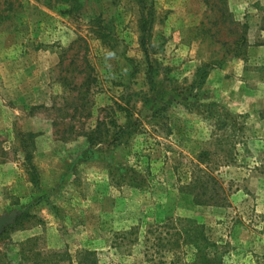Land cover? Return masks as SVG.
<instances>
[{
	"label": "rangeland",
	"instance_id": "obj_1",
	"mask_svg": "<svg viewBox=\"0 0 264 264\" xmlns=\"http://www.w3.org/2000/svg\"><path fill=\"white\" fill-rule=\"evenodd\" d=\"M1 218L0 264H264V0H0Z\"/></svg>",
	"mask_w": 264,
	"mask_h": 264
},
{
	"label": "trees",
	"instance_id": "obj_2",
	"mask_svg": "<svg viewBox=\"0 0 264 264\" xmlns=\"http://www.w3.org/2000/svg\"><path fill=\"white\" fill-rule=\"evenodd\" d=\"M139 2H140V3H144V0H139ZM92 24H93L94 26H96L95 28L103 29V28H100V27H101V24H102V21H101L99 18H95V19L92 21ZM145 26H146V24H145ZM87 140H88V141L91 140V137H88ZM203 176L205 177V176H207V174L204 173ZM197 187H198L197 182H194V184H192V185H188V186H187V191L190 192L191 189H194V188H197ZM207 190H208V187H206V186H205V187H202V193H206ZM195 196H196V197H195ZM198 196H199V195H194V201H195L196 203L200 204L201 201L198 199ZM92 254H93L92 252H88V251L84 252V253H83V257H82V259L80 260V264H90V262L87 260V256H91ZM62 261H63V260L61 259L60 262H62ZM56 264H59V262L56 263Z\"/></svg>",
	"mask_w": 264,
	"mask_h": 264
},
{
	"label": "water",
	"instance_id": "obj_3",
	"mask_svg": "<svg viewBox=\"0 0 264 264\" xmlns=\"http://www.w3.org/2000/svg\"><path fill=\"white\" fill-rule=\"evenodd\" d=\"M12 220L7 219V218H1L0 219V232L5 227L6 225L10 224Z\"/></svg>",
	"mask_w": 264,
	"mask_h": 264
}]
</instances>
